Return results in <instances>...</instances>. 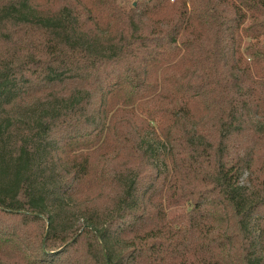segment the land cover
Instances as JSON below:
<instances>
[{
	"label": "trees",
	"instance_id": "trees-1",
	"mask_svg": "<svg viewBox=\"0 0 264 264\" xmlns=\"http://www.w3.org/2000/svg\"><path fill=\"white\" fill-rule=\"evenodd\" d=\"M130 1L0 0V264H264V0Z\"/></svg>",
	"mask_w": 264,
	"mask_h": 264
},
{
	"label": "rangeland",
	"instance_id": "rangeland-1",
	"mask_svg": "<svg viewBox=\"0 0 264 264\" xmlns=\"http://www.w3.org/2000/svg\"><path fill=\"white\" fill-rule=\"evenodd\" d=\"M133 1H138V0H131L130 2L132 3ZM131 3H130V4H131ZM243 182H244V183L247 182V181H246V178H244Z\"/></svg>",
	"mask_w": 264,
	"mask_h": 264
}]
</instances>
